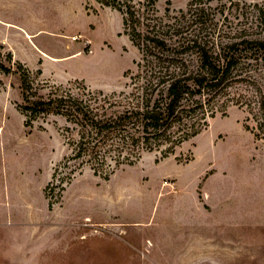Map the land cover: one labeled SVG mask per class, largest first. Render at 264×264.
<instances>
[{
	"label": "rangeland",
	"instance_id": "374dc122",
	"mask_svg": "<svg viewBox=\"0 0 264 264\" xmlns=\"http://www.w3.org/2000/svg\"><path fill=\"white\" fill-rule=\"evenodd\" d=\"M105 2L172 42L243 27L264 36V0H0L3 61L47 85L129 94L141 56ZM18 87L0 74V264H264V136L243 110L222 99L172 154L143 152L104 179L62 165V118L25 126Z\"/></svg>",
	"mask_w": 264,
	"mask_h": 264
},
{
	"label": "trees",
	"instance_id": "16d2710c",
	"mask_svg": "<svg viewBox=\"0 0 264 264\" xmlns=\"http://www.w3.org/2000/svg\"><path fill=\"white\" fill-rule=\"evenodd\" d=\"M105 4L123 11L117 3ZM202 12L196 6L193 16ZM123 13L125 30L141 56L136 76L141 85L129 94L76 90L77 82L67 86L37 82L40 72L26 71L10 54L3 61L0 45V74L18 77L25 126L49 116L65 121L63 136L70 154L62 165L88 167L108 179L117 168L132 166L143 152L164 147L166 157L198 135L206 120L216 115V104L224 101L247 114L245 121L254 123L256 137L264 136V36L251 27L223 33L214 29L204 41L177 43L162 37L156 25L139 32L143 25L131 8ZM185 44L194 59L184 57Z\"/></svg>",
	"mask_w": 264,
	"mask_h": 264
}]
</instances>
